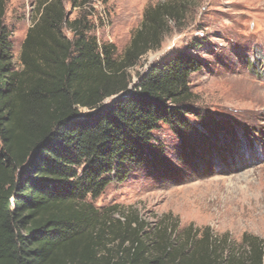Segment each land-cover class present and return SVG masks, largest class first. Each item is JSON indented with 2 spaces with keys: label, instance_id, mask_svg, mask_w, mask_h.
<instances>
[{
  "label": "trees",
  "instance_id": "16d2710c",
  "mask_svg": "<svg viewBox=\"0 0 264 264\" xmlns=\"http://www.w3.org/2000/svg\"><path fill=\"white\" fill-rule=\"evenodd\" d=\"M8 2L0 0V264H264V237L244 234L224 258L208 230L193 239L188 227L174 243L161 240L166 225L150 244L137 220H110L87 202L124 180L127 165L162 164L153 135L161 124L180 139L196 131L187 115L199 114L190 87L198 57L178 52L129 88V69L160 47L169 22L181 25L186 0L146 7L120 57L90 34V0H36L18 67ZM67 4L79 9L72 20Z\"/></svg>",
  "mask_w": 264,
  "mask_h": 264
},
{
  "label": "rangeland",
  "instance_id": "374dc122",
  "mask_svg": "<svg viewBox=\"0 0 264 264\" xmlns=\"http://www.w3.org/2000/svg\"><path fill=\"white\" fill-rule=\"evenodd\" d=\"M162 1L90 0V34L100 44H113L120 57L144 9ZM186 2L181 25L169 22L160 47L129 69V88L151 65L178 52L198 57L202 67L191 75L190 87L199 114L187 115L196 131L180 139L161 124L153 135L162 164L127 165L124 180L112 179L87 202L110 220H137L150 244L154 231L167 226L171 235L161 232V240L170 236L174 243L186 239L188 227L197 230L193 239L208 230L220 240L224 258L244 234L264 237V0ZM35 5L36 0H9L6 6L4 24L17 67ZM65 8L69 19L78 15V8Z\"/></svg>",
  "mask_w": 264,
  "mask_h": 264
}]
</instances>
